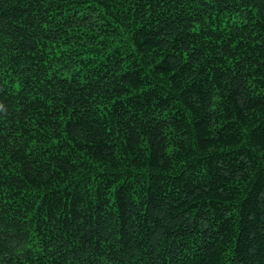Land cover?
Masks as SVG:
<instances>
[{"label": "trees", "instance_id": "16d2710c", "mask_svg": "<svg viewBox=\"0 0 264 264\" xmlns=\"http://www.w3.org/2000/svg\"><path fill=\"white\" fill-rule=\"evenodd\" d=\"M0 264H264V0H0Z\"/></svg>", "mask_w": 264, "mask_h": 264}]
</instances>
